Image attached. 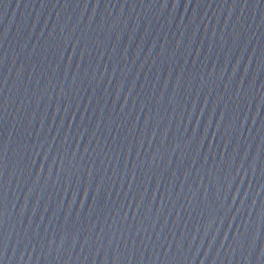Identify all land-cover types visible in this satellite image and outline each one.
Segmentation results:
<instances>
[{"label":"water","instance_id":"obj_1","mask_svg":"<svg viewBox=\"0 0 264 264\" xmlns=\"http://www.w3.org/2000/svg\"><path fill=\"white\" fill-rule=\"evenodd\" d=\"M0 264H264V0H0Z\"/></svg>","mask_w":264,"mask_h":264}]
</instances>
